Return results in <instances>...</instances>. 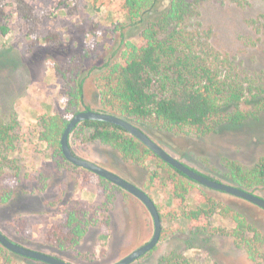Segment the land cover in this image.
<instances>
[{
    "label": "rangeland",
    "instance_id": "374dc122",
    "mask_svg": "<svg viewBox=\"0 0 264 264\" xmlns=\"http://www.w3.org/2000/svg\"><path fill=\"white\" fill-rule=\"evenodd\" d=\"M124 0H28L33 8L34 22L25 23L17 13L14 0H4L2 8L5 24L9 28L0 35V119L7 122L15 118L19 127V141L7 159L11 167L0 170V184L13 186L15 176L22 180L27 175H37L51 162L52 150L39 139L40 116L64 115L61 103L62 81L55 77L51 62L67 63L74 56H81L82 70L78 76L86 77L84 102L96 110L95 78L106 63L118 61L123 42L138 41L140 30L117 29L126 23ZM261 0H246L243 6L228 0H207L202 7L200 24L210 31V45L226 57L231 68L246 82L251 94L264 87V35L254 24L264 20ZM33 34L29 36V30ZM49 33L57 34L56 43L42 39ZM36 38V44L29 43ZM91 70V71H89ZM251 95H247L250 98ZM253 103L240 105L244 111L255 110ZM83 110V109H81ZM70 119L71 116L68 115ZM169 154L190 168L223 183L229 182L227 166L234 163L248 170L260 157H264V116L235 129L224 128L210 138L197 139L173 133H151ZM75 155L111 168L121 177L146 188L149 172L158 170L155 158L138 167L120 160L117 153L106 147L86 144L81 139H69ZM70 164V163H69ZM71 165V164H70ZM80 169V168H78ZM18 171V175H16ZM192 186L188 208L206 195L223 207H229L246 217L264 234V211L241 199L208 190L189 182ZM118 188V187H117ZM263 187L249 189L258 196ZM21 195L8 206L0 205V231L10 240L20 243L18 231L12 226L13 218H22L30 230L29 247L42 253L61 258L71 264H112L143 245L152 236L153 224L145 207L134 197L118 188L104 190L99 184L84 182L79 172L64 166L60 176L50 181L41 194ZM161 215V235L153 250L132 264H160L162 257L171 252H184L196 264H264V247L259 258L252 261L244 250L236 246L227 235L234 225L227 218L214 214L210 219L212 234L190 235L188 222L179 219V210L170 188L155 183L146 190ZM112 196L108 231L94 227L72 253H59L44 243V233L53 223L60 221L57 200L71 197L95 208ZM56 203V206L51 204ZM11 264H30L22 257L13 256Z\"/></svg>",
    "mask_w": 264,
    "mask_h": 264
},
{
    "label": "trees",
    "instance_id": "16d2710c",
    "mask_svg": "<svg viewBox=\"0 0 264 264\" xmlns=\"http://www.w3.org/2000/svg\"><path fill=\"white\" fill-rule=\"evenodd\" d=\"M3 1L0 0V35L5 36L9 28L5 24ZM206 1L124 0L122 6L126 23L117 25V29H139L138 41L123 42L119 60L97 68L103 70L94 81V97L98 105L96 111L115 114L133 122L159 145L151 133H173L204 139L217 135L224 128L242 127L264 116V89L251 94L248 84L234 72L229 60L210 45V31L203 30L200 24L201 10ZM228 1L239 6L246 2ZM261 1L264 4V0ZM14 2L23 21L34 22L33 8L28 0ZM254 27L264 35V20L258 21ZM32 34L31 29L29 36ZM58 37L55 33H49L42 40L48 44L56 43ZM36 42V38L32 39L29 47L32 48ZM83 57L74 56L67 63L51 62L55 77L62 81L60 96L65 113L38 118L39 139L52 150L51 162L42 167L36 176L26 174L22 180L15 176L10 180L13 186L0 184V205L8 206L14 198L32 195L28 192L43 193L48 183L60 176L64 166L79 172L84 182L99 184L106 191L111 188L118 190L105 179L70 165L61 154L59 140L69 120L68 115L72 116L81 109H91L84 102L87 76L77 79L82 70ZM261 76L264 82V72ZM247 95H251L250 98ZM243 103H253L255 110H242L240 105ZM18 132L15 118L7 122L0 119V170L6 166L12 168V162L7 157L16 149ZM70 137L81 139L86 144L106 146L114 150L121 161L147 171L149 168L145 163L155 158L158 170L149 172V184L146 188L139 187L141 190L146 193L155 181L169 187L179 210L178 218L188 222L187 232L190 235H211L210 219L215 213L227 218L234 225L227 234L234 244L244 250L248 259L256 261L259 258L260 249L264 247V234L254 224L242 214L223 207L206 195H202L198 202L194 199L188 208L192 189L189 182L192 181L159 160L118 126L87 120L78 124ZM227 167L230 185L247 191L258 186L264 188V157H260L248 170L234 163ZM107 169L119 175L117 171ZM105 196V201L95 208H88L84 202L71 197L58 199L60 221L51 224L45 231V245L59 253L68 254L80 245L90 229L97 227L100 231H108L113 198L109 194ZM260 197L264 199V192ZM51 205L56 206V203ZM157 210L161 219L163 216ZM12 226L22 239L18 244L39 251L27 245L31 233L22 218L14 217ZM189 248L187 246L181 252H171L162 257L159 263L196 264L184 255ZM13 256L19 257L0 246V264H11ZM24 259L30 264H44Z\"/></svg>",
    "mask_w": 264,
    "mask_h": 264
},
{
    "label": "water",
    "instance_id": "95a60500",
    "mask_svg": "<svg viewBox=\"0 0 264 264\" xmlns=\"http://www.w3.org/2000/svg\"><path fill=\"white\" fill-rule=\"evenodd\" d=\"M87 120L100 121L118 126L122 130H124L129 136H131L133 139L137 140L140 144H142L145 148L150 150L159 160L183 174L192 182L206 189L225 193L227 195L241 199L264 211L263 198L247 190L238 188L227 183H223L221 181L214 180L190 168L189 166L169 154L165 149H163V147H161L158 143H156L149 136H147L142 130H140V128H138L133 122L111 113L98 112L93 109L79 110L74 113L68 120L60 137L59 143L63 158L71 165L80 169L87 170L90 173L105 179L112 185L120 188L121 190L125 191L126 193L137 199L145 207L149 216L152 219L153 233L149 241L137 247L129 254L112 264H132L145 254L153 250L158 244L161 235V219L156 205L154 204L150 196L143 190H141L138 186L134 185L133 183L124 179L118 174L108 170L107 168L99 165L98 163L81 158L72 152L69 145L70 134L78 124ZM0 246L14 255H17L22 258L35 260L44 264H70L69 262L61 258L22 246L10 240L1 231Z\"/></svg>",
    "mask_w": 264,
    "mask_h": 264
}]
</instances>
